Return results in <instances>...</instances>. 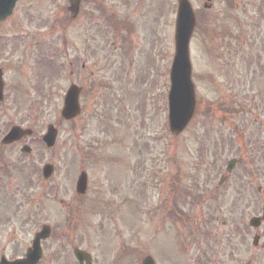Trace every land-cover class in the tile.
I'll return each mask as SVG.
<instances>
[{
    "label": "rangeland",
    "instance_id": "rangeland-1",
    "mask_svg": "<svg viewBox=\"0 0 264 264\" xmlns=\"http://www.w3.org/2000/svg\"><path fill=\"white\" fill-rule=\"evenodd\" d=\"M189 1L196 13L189 44L196 106L177 135L166 123L177 0H82L75 21L68 0H24L0 25V64L7 67L0 135L19 123L34 132L30 156L17 146L4 158L5 207L18 227L21 217L30 223L11 239L0 228V255H23L32 232L48 223L57 225L49 248L79 247L98 264H138L146 256L155 264H228L229 251L235 264L246 257L257 264L256 230L245 223L264 205L260 1L212 0L202 13L204 0ZM98 8L129 28L113 24L121 30L114 35ZM15 34L14 44L2 38ZM70 58L77 65L72 79ZM13 65L21 74L15 92ZM71 83L84 87L82 113L64 122L60 110ZM49 123L58 129L51 149L38 140ZM232 159L241 162L226 175ZM45 164L54 167L47 181ZM81 170L88 177L84 196L75 193ZM156 175L162 183L153 189ZM23 198H35L36 210L24 212ZM149 208L156 214L146 218ZM239 224L243 230L230 241L229 227Z\"/></svg>",
    "mask_w": 264,
    "mask_h": 264
},
{
    "label": "water",
    "instance_id": "water-1",
    "mask_svg": "<svg viewBox=\"0 0 264 264\" xmlns=\"http://www.w3.org/2000/svg\"><path fill=\"white\" fill-rule=\"evenodd\" d=\"M16 1L18 0H0V21L10 15ZM79 2L80 0H69V10L76 12ZM209 7L210 6L205 5V8ZM194 25L195 19L190 4L187 0H178L175 26V55L170 70V91L168 96L169 126L171 132L174 134L180 133L186 127L194 112V87L190 79L191 66L188 53V44ZM78 96L79 90L76 87H71L68 90L64 98V107L61 112V115L65 120H71L78 115ZM22 133L30 134V131H22L19 128H15L9 133L5 140L6 142H11L12 140L17 139ZM55 139L56 130L52 126H49L47 134L43 137V141L48 147H52L55 143ZM233 165V161L228 163V171L231 170ZM51 170V167L46 166L43 169L44 176H49ZM86 186V174L81 172L76 182L77 194L83 195L86 192ZM251 223L254 224L255 220H252ZM45 236V231H43L38 235V238H44ZM36 240L34 251L31 255H27V259L24 263L33 260V256H38L37 246L39 240L37 238ZM78 259L81 261L79 255ZM142 264L154 263L151 258L147 257L142 261Z\"/></svg>",
    "mask_w": 264,
    "mask_h": 264
},
{
    "label": "flooded vegetation",
    "instance_id": "flooded-vegetation-1",
    "mask_svg": "<svg viewBox=\"0 0 264 264\" xmlns=\"http://www.w3.org/2000/svg\"><path fill=\"white\" fill-rule=\"evenodd\" d=\"M259 26H258V48H259V58H264V1L262 0L259 4ZM19 143L22 142H18L15 143V146H18ZM10 152L9 149H0V215H2L0 217V227L2 228H7L12 227L13 225H15V227H18V224H15V214L13 211H7L6 206V199L5 197H3V189H4V182H2V179L4 178V176L6 177L7 172L5 171V156ZM4 185V186H3ZM22 200H26L28 201L29 199H22ZM20 210V209H18ZM31 209H27L24 208L23 211L29 213L28 211ZM21 211V210H20ZM7 215V216H6ZM9 216V217H8ZM21 214L19 216V220H20ZM26 217H21V221L20 224L21 226L18 228H23V226H26L30 223V221L26 218ZM42 226V225H41ZM40 226V227H41ZM243 224H239V226H237L236 228H234L233 226L229 227V234L227 235V239L228 237H230V241H231V237L235 236L236 232H241L243 230L242 228ZM247 228L250 229V227L248 225H245ZM17 228V229H18ZM248 230V229H247ZM246 230V232H247ZM19 231V230H18ZM17 231V232H18ZM38 230H36L33 235H35L37 233ZM53 232L54 229L51 228V233H50V237L47 240L41 241L40 245L42 248V252H41V257L40 260L38 262V264H78V262L75 260V257L73 255V248L69 247V248H65V247H59L58 249L56 248H49L47 246V244L49 243V241H51L53 239ZM254 235H257V264H264V220H262L261 222H259L258 224V228L256 229V233ZM16 236V229L15 228H11V238ZM34 237V236H33ZM31 239L29 241V244L26 247V250L28 249V247H30L31 243H32ZM25 250V251H26ZM25 253H23V255L20 256H16L13 258H9L8 260H14L16 258L20 259L23 258L25 256ZM105 263V264H109ZM236 260H235V255L233 254V252L229 251V255H228V264H235ZM243 264H252L251 260H248V257H246L245 259H243ZM92 264H98L97 262H95V260L92 261ZM112 264H117L116 262H113Z\"/></svg>",
    "mask_w": 264,
    "mask_h": 264
}]
</instances>
